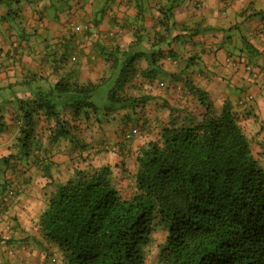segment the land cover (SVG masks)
I'll return each mask as SVG.
<instances>
[{
    "label": "trees",
    "instance_id": "1",
    "mask_svg": "<svg viewBox=\"0 0 264 264\" xmlns=\"http://www.w3.org/2000/svg\"><path fill=\"white\" fill-rule=\"evenodd\" d=\"M176 1L160 8L164 32L148 47L141 45L142 31L130 46L98 55L110 75L84 83L64 76L50 83L27 75L32 98L19 103L15 119L21 153L45 131L75 145L69 139L80 126L93 131L112 125L122 111H141L123 120L132 124L129 130L146 135L158 130L139 149L134 173L124 170L122 180L131 181L127 198L117 188L113 165L90 161L93 148L59 171L63 181L55 185L39 221L44 242L59 253L57 264H141L159 228L164 236L155 264H264V144L242 126L243 120L256 119L254 111L240 113L229 101L217 111L193 86L186 91L198 100L194 114L176 117L169 106L170 119L157 125L142 110L151 98L148 88L163 87L157 62L174 31ZM140 60L147 63L142 71ZM129 130L122 132V140ZM256 143L263 160L254 155ZM111 146L100 151L109 152ZM47 178L54 177L48 172Z\"/></svg>",
    "mask_w": 264,
    "mask_h": 264
},
{
    "label": "crops",
    "instance_id": "2",
    "mask_svg": "<svg viewBox=\"0 0 264 264\" xmlns=\"http://www.w3.org/2000/svg\"><path fill=\"white\" fill-rule=\"evenodd\" d=\"M167 4L168 0H0V264H57L59 253L44 242L39 221L55 185L63 181L59 171L71 166L81 151L93 148L90 153L95 154L110 144L111 150L103 151L104 165L115 168L120 176L115 182L124 196L131 184L122 180L124 170L134 173L139 149L152 140L146 137L158 133L139 134L125 145L122 132L132 124L123 120L128 116L132 120L141 111H122L112 125L93 131L80 126L69 139L75 145L57 141L45 131L36 134L28 155L21 153L15 119L19 103L32 98L25 86L27 75L50 83L63 76L84 83L110 75L108 64L98 55L130 46L142 31L146 37L141 45L148 47V41L164 32L160 8ZM173 12L174 31L157 62L163 87L148 88L151 98L142 110L157 125L161 119L167 122L169 106L187 100L199 106L196 96L186 91L193 86L206 93L217 111L224 101L240 113L252 109L256 119L243 120L242 126L253 137H262L264 144V0H177ZM71 24L89 30L73 34ZM88 32L98 37L90 38ZM246 66L258 74L257 79ZM137 68L142 71L147 63L137 61Z\"/></svg>",
    "mask_w": 264,
    "mask_h": 264
},
{
    "label": "rangeland",
    "instance_id": "3",
    "mask_svg": "<svg viewBox=\"0 0 264 264\" xmlns=\"http://www.w3.org/2000/svg\"><path fill=\"white\" fill-rule=\"evenodd\" d=\"M249 5L251 6V4H249ZM249 5H247V8H249ZM237 35L238 34L235 32V35L233 37L236 38ZM194 105H196V104L195 103H192L191 105H189L187 103L186 104L185 103L176 104L173 107V110L176 112V117H178V114H181V113L184 114L185 112L194 114V112L196 111V109L198 107V106H194ZM146 138L147 139H153L154 137H146ZM146 138H145V140H146ZM18 143H19V141H18ZM257 143L258 144H262V137H257ZM257 143L254 145V155L256 157H260V160H263L262 154H259V151H262V147H258L257 146ZM16 144H17V142H16ZM89 159H90V161L92 163H95V164H104V161H105V159L103 158V151L97 152L96 154H92ZM81 165L82 164H80V166ZM115 173L116 172L114 171V174ZM119 177L120 176H117L116 175V181H117V179H119ZM124 196L127 198L128 197V193L126 195H124ZM163 236H164V232H162L160 230V228L159 229H156L152 233L151 242L145 247V251L147 252V256H148V258H151V259H149V261L148 260H142L143 262L149 263V264H155V256L157 254V252H156L157 245L163 241Z\"/></svg>",
    "mask_w": 264,
    "mask_h": 264
},
{
    "label": "built area",
    "instance_id": "4",
    "mask_svg": "<svg viewBox=\"0 0 264 264\" xmlns=\"http://www.w3.org/2000/svg\"><path fill=\"white\" fill-rule=\"evenodd\" d=\"M68 27H69L68 29H69L73 34H82V33H84L85 31H88V30H89V27L84 26V25H74V24H71V25H69ZM91 36H92V38H94V39L98 37V35H97L96 32H95V33L93 32ZM246 69L249 70L250 72H252V69H251L249 66H246ZM252 74H253L254 79H257V78H258V74L253 73V72H252ZM135 133H136V131H133V134H135ZM126 137H127V138H130V137H131V134L128 133V134L126 135ZM12 194H13L12 191H10V192H9V195L11 196ZM0 212H1V208H0Z\"/></svg>",
    "mask_w": 264,
    "mask_h": 264
},
{
    "label": "clouds",
    "instance_id": "5",
    "mask_svg": "<svg viewBox=\"0 0 264 264\" xmlns=\"http://www.w3.org/2000/svg\"><path fill=\"white\" fill-rule=\"evenodd\" d=\"M91 38H92V36H91ZM128 133L131 134V137H130V138H127V137H126V140H122V143L128 144V143H129V142H128L129 140L132 141L136 136H138V135L140 134V133H138V131H137L135 134H133V130H131V129L126 133V135H127ZM105 149H109V148L106 147ZM10 191H12V193H13V194L11 195V197L14 196V191H13V190H10ZM10 191H9V192H10ZM8 194H9V193H8ZM9 196H10V195H9ZM5 201H7V200H3V203H4ZM1 206H2V202H1V204H0V208H2ZM0 213H1V212H0ZM54 262H56V261H54Z\"/></svg>",
    "mask_w": 264,
    "mask_h": 264
}]
</instances>
